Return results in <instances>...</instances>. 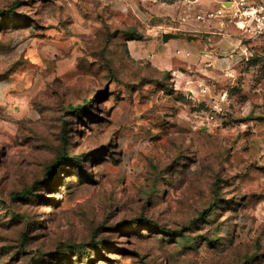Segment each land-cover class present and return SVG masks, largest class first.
<instances>
[{"label":"rangeland","instance_id":"obj_1","mask_svg":"<svg viewBox=\"0 0 264 264\" xmlns=\"http://www.w3.org/2000/svg\"><path fill=\"white\" fill-rule=\"evenodd\" d=\"M232 1L0 0V264H264V31Z\"/></svg>","mask_w":264,"mask_h":264},{"label":"built area","instance_id":"obj_2","mask_svg":"<svg viewBox=\"0 0 264 264\" xmlns=\"http://www.w3.org/2000/svg\"><path fill=\"white\" fill-rule=\"evenodd\" d=\"M239 3V4H238ZM239 5L244 7L243 12H238ZM226 10H231L229 13L230 20L236 24L239 29H246L250 34H262L264 31V4L260 3L257 6L245 5L243 0L240 2L232 1L230 2V8L228 9H218L215 16L223 15ZM198 19H202L201 16H197ZM237 18L236 20H234ZM185 21V18L183 19ZM241 23V24H240ZM180 52V51H177ZM202 93L206 92L205 88H201ZM221 101L226 100L225 94L220 96ZM221 105L219 103H214L210 106V114L208 119L213 120L215 114L220 113Z\"/></svg>","mask_w":264,"mask_h":264},{"label":"crops","instance_id":"obj_3","mask_svg":"<svg viewBox=\"0 0 264 264\" xmlns=\"http://www.w3.org/2000/svg\"><path fill=\"white\" fill-rule=\"evenodd\" d=\"M227 32V31H225ZM228 33V32H227ZM191 39H188V38ZM195 37V38H193ZM215 36H208L204 39V43L206 44L208 51L210 52L211 56H215L218 54H229V58H226L225 63L227 62V68L230 67V64L233 65L234 61L237 59V54H242L241 47H239L240 40L239 38H233L231 36V33L229 32L228 34H222L221 38H217ZM186 40L188 43H186V47L188 48H197V45L199 43V38L196 35H187ZM239 47V48H238ZM207 48L205 49L204 52L207 51ZM202 52V54L204 53ZM208 52V53H209ZM235 52V53H234ZM207 54V52L205 53ZM191 55V52H190ZM194 59V58H192ZM207 66L211 65V63H207Z\"/></svg>","mask_w":264,"mask_h":264},{"label":"trees","instance_id":"obj_4","mask_svg":"<svg viewBox=\"0 0 264 264\" xmlns=\"http://www.w3.org/2000/svg\"><path fill=\"white\" fill-rule=\"evenodd\" d=\"M15 5L16 4H12V6L9 8V9H3V10H0V14H3V15H6V14H10V13H12L14 10H13V8L15 7ZM82 108V106H74V107H72V110H74V111H79L80 109ZM24 192H21L20 194H23ZM166 231H168L167 229H166Z\"/></svg>","mask_w":264,"mask_h":264},{"label":"water","instance_id":"obj_5","mask_svg":"<svg viewBox=\"0 0 264 264\" xmlns=\"http://www.w3.org/2000/svg\"><path fill=\"white\" fill-rule=\"evenodd\" d=\"M163 41H167L169 38H175L176 35L174 33L164 32L161 35ZM195 38V37H193ZM188 39H191L190 37ZM252 114H250L251 116Z\"/></svg>","mask_w":264,"mask_h":264}]
</instances>
